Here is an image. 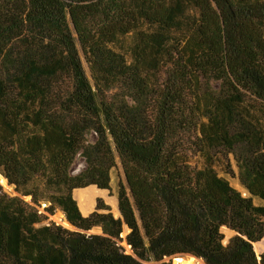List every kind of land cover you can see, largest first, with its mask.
Instances as JSON below:
<instances>
[{
    "label": "trees",
    "instance_id": "16d2710c",
    "mask_svg": "<svg viewBox=\"0 0 264 264\" xmlns=\"http://www.w3.org/2000/svg\"><path fill=\"white\" fill-rule=\"evenodd\" d=\"M0 170V264H264V0H0Z\"/></svg>",
    "mask_w": 264,
    "mask_h": 264
},
{
    "label": "rangeland",
    "instance_id": "374dc122",
    "mask_svg": "<svg viewBox=\"0 0 264 264\" xmlns=\"http://www.w3.org/2000/svg\"><path fill=\"white\" fill-rule=\"evenodd\" d=\"M132 42H133L132 36L124 37V38H121L119 40V42L114 45V48L117 49V50H121L122 52H126V51H128V48H129V46L131 45ZM84 66H85V69L87 71V74L90 76L89 67H88L87 63L85 62V60H84ZM85 166H86V164H85L84 160L81 157L78 158V160L76 161V163L72 167V170H71L72 174L73 175L78 174L79 172H81L85 168ZM233 168H234L235 173L237 174V172H238L237 167L234 165ZM217 170H218L220 176H223V177L227 178L230 181L231 185L234 188H236L238 191H240L243 194V196H246V197L249 196L248 192L240 184L237 176L232 177V176H230L228 174H225L224 170H222L221 167H218ZM0 177H3L5 179V177L3 176L1 170H0ZM124 179L125 178H124V174H123V170H122L121 164L118 162V167L116 169H114L112 171V173H111L110 188L106 189L104 194L98 195V196L95 197L93 210L90 213H88L87 215H83V216L87 217L91 213H93L96 210L97 200L98 199H102L104 204H106V205H108L110 207L111 212L113 213V215L115 217H118V214H117L116 209H115V205L118 207L119 184L121 182H124ZM5 181H6V179H5ZM0 186L2 187L3 192L8 194L9 196H19L27 204H29L31 207L37 208L41 213H43L45 215L46 219L43 221L42 225L54 222V223H56L58 225L63 226L64 228L72 230L70 227H67V221L68 220L66 219L65 214L60 209H57L55 211V213L52 215V214L47 213V212L44 211V208H43L44 205L42 207H37L35 204H33L32 201H31V197H23V196H21V194L16 190V187L14 185L7 184V182H6V184H3V183L0 182ZM77 192H78L77 189L74 190L73 196H74L75 200L77 201V203L79 204V199L77 197ZM254 203L256 205H263V203L261 201L257 200V199H254ZM92 231L94 233H96V234H100L102 232L101 229L98 228V227L94 228ZM221 231H222V233L224 235V244L227 245L229 243V241L231 240V238H233L235 236V233H234L233 230H231V229H229L227 227H223L221 229ZM128 233L129 232L126 229H124V232H123L124 237ZM122 245L125 247L124 242L122 243ZM255 247H256V251H257L256 255L258 257L261 256V254L264 251V240L261 243L255 245ZM125 249L127 250L126 247H125ZM175 257H180L184 261L188 260V257L185 256V255H175V256H173V258H175ZM194 261H196V260H194ZM171 263L174 264L173 261ZM144 264H157V263L151 261V262H145ZM197 264H203V263L201 261H197Z\"/></svg>",
    "mask_w": 264,
    "mask_h": 264
},
{
    "label": "bare ground",
    "instance_id": "6f19581e",
    "mask_svg": "<svg viewBox=\"0 0 264 264\" xmlns=\"http://www.w3.org/2000/svg\"><path fill=\"white\" fill-rule=\"evenodd\" d=\"M0 182L6 184V181L3 177H0ZM77 197L79 199V209L82 215H87L90 213L94 208V199L98 195H102L105 193V190H101L96 186H90L84 189H77ZM116 212L118 214V207L115 205ZM67 227L68 224H67ZM195 260V259H194ZM191 258H188L187 261H184L180 258L176 264H197V261H194Z\"/></svg>",
    "mask_w": 264,
    "mask_h": 264
},
{
    "label": "water",
    "instance_id": "95a60500",
    "mask_svg": "<svg viewBox=\"0 0 264 264\" xmlns=\"http://www.w3.org/2000/svg\"><path fill=\"white\" fill-rule=\"evenodd\" d=\"M6 179V178H5ZM6 182H7V184H9V182H8V180L6 179ZM46 205H44V207H45ZM43 207V208H44ZM119 217H121V213H120V210H119V206H118V217L117 218H119ZM67 224H68V226L72 229V230H74V231H82V230H80V229H78V228H76L74 225H72L69 221H67ZM125 229L129 232V229H128V227L125 225ZM89 236L90 235H92V234H96V233H94L92 230L91 231H88V232H86ZM235 233V232H234ZM236 234V233H235ZM123 237H124V235H122ZM124 245L127 247V252L128 253H132V251H131V247L126 243V242H124ZM179 255H185V256H187L188 258H191V259H195L196 261H201L203 264H206V262H205V260L203 259V258H197L196 256H194V255H191V254H179ZM174 259V260H173ZM180 259V257H175V258H173V257H171V258H168V259H166V261H168V262H172L173 261V263L174 264H176L177 263V261ZM258 259L260 260L261 259V256H259L258 257Z\"/></svg>",
    "mask_w": 264,
    "mask_h": 264
}]
</instances>
